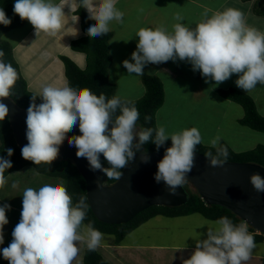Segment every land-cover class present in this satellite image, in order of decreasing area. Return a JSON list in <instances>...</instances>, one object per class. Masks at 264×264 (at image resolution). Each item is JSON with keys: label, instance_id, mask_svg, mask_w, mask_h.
Returning a JSON list of instances; mask_svg holds the SVG:
<instances>
[{"label": "clouds", "instance_id": "obj_1", "mask_svg": "<svg viewBox=\"0 0 264 264\" xmlns=\"http://www.w3.org/2000/svg\"><path fill=\"white\" fill-rule=\"evenodd\" d=\"M116 3L117 0H99L97 4L79 0L78 8H85L89 19L95 21L86 31L90 39L108 34L113 21L124 23V13ZM63 8L53 0H15L13 12L30 22L37 36L43 32L54 37L63 27ZM203 16L194 28L182 24L184 18L179 14L174 17L178 22L172 31L164 26L140 28L131 62H121L128 75L143 76L148 64L179 59L189 62L193 71L199 70L206 83L210 79L219 85L237 74L235 84L244 92H251L257 84L264 85V32L248 26L244 13L236 8H226L210 17L206 9ZM0 24H11L3 8ZM4 55L0 50V100L13 94L11 90L18 78L16 68L4 62ZM37 97L43 102L36 104ZM8 115V106L0 102V121ZM139 116L137 107L119 95L108 99L88 88L44 86L32 95L27 109L28 143L21 148V156L34 165H50L58 157L66 134L78 124L81 135L67 137L69 146L77 149V158H86L90 170H100L108 179L120 180L122 170L146 143L151 140L159 150L170 139L171 147L158 161L154 180L163 182L170 196L178 195V188L187 182L196 166V148L204 139L196 127L168 133L165 126L158 124L155 130L137 131ZM220 140L217 135L207 141V146L217 151L215 156L211 151L204 153L210 167H222L228 158ZM6 151L8 157L14 153L12 148ZM100 154L109 167L102 166ZM141 159L147 163L149 158L143 155ZM11 167V160L0 156V188L7 184L5 172ZM30 171L35 172V168ZM249 182L256 193H264V177L259 173H252ZM97 187H102V183L97 181ZM22 197L21 219L12 231L13 239L7 247L0 248V255L9 264H73L79 254L78 243H86L89 251L101 245L104 233L91 222L83 224L89 207L85 196L73 204L66 187L45 183L38 190L25 189ZM10 209L8 204L0 206V244L4 243L3 229L9 223L6 211ZM215 224L216 228L208 229L206 239L197 240L194 252L182 264H246L251 258L256 242L246 220L234 224L225 216Z\"/></svg>", "mask_w": 264, "mask_h": 264}, {"label": "rangeland", "instance_id": "obj_2", "mask_svg": "<svg viewBox=\"0 0 264 264\" xmlns=\"http://www.w3.org/2000/svg\"><path fill=\"white\" fill-rule=\"evenodd\" d=\"M139 1L142 3L141 8L137 10L134 9L137 13L132 17V22L135 23L129 26L127 19H124V26H121L122 24H115L117 31L114 33L112 43H110L113 61L109 67L108 75L110 82L116 87V95H119L122 100L135 102L142 99L146 94L142 76H136L135 74L128 75L127 70L123 67L121 62L125 59H129L131 62V53L136 49V44L138 42L136 32L140 28L150 27L154 29L158 26H164L169 31H172V26L178 22L174 19L177 14L184 18L183 21H180L182 24L194 28L197 23L204 19L203 13L206 9L208 10L209 8L211 11H214L224 4L226 0ZM149 7L152 10L151 15L162 17V19L156 20L154 17L155 21H153V17H151L147 22L145 21L146 19H140ZM211 15H213V13L208 12V16L210 17ZM141 21H143V24L138 25ZM153 23L157 25L152 26ZM30 25V22L23 21L21 26L10 29L1 38L7 41L8 38H10L9 33L15 29H17L15 30L17 32L16 36L19 38L23 33H26ZM126 26L129 27L126 28ZM117 65H119V67H117ZM162 66L163 68L164 66L165 68L170 67L174 69V72H168L167 75L160 69ZM144 71L146 74L158 78L163 85L165 99L162 107L157 112L156 126L158 124L165 126L168 133L196 127L204 139L202 145L208 147L207 141L219 135L221 137L220 144L225 143L236 153L253 150L259 145H264V133L254 131L240 123L245 116L244 109L235 102L222 96V91L230 90L236 85L235 80L238 79L237 74H233L230 79L219 85H216L215 82L210 79L206 83L205 78L201 75L199 70L193 71L192 65L189 62L180 61L179 59L175 62L170 60L161 64H148L145 66ZM250 93V97L255 102L259 114L264 117V89H258L256 93L255 90H252ZM226 100L227 102H225ZM139 130L141 129L137 128V131ZM168 142H171V140L169 139L165 143ZM40 177L42 180L35 182V179H32V177H21L19 174H15L9 178L7 184L3 188H0V197H2L1 195H5L6 201H13V204L21 205L22 209L23 193L21 194V192H24L25 189L31 187L38 190L45 183L55 185L65 183L62 180L50 179L44 176ZM13 184L16 186L13 187ZM184 186L191 192L197 193L189 184ZM8 193L13 195L11 200L6 198ZM165 210L170 211L173 209L166 207ZM11 214L9 210L6 211L8 220ZM18 215L20 217H14L16 225L21 219L20 213H17L15 216ZM159 219L160 218H154V220L151 219L146 222L136 230L134 234L126 238L124 243H138L141 244L142 247L162 246L167 250V253L164 254L168 262L169 257H172L170 255L173 253L179 255L177 257H184L181 256L183 252L177 250L172 251L175 250L174 247L179 246L181 243L180 231L185 233L189 231L190 233L192 232L193 234L199 235L201 231L208 232V229L217 227L215 222H210V220H207L200 214L190 216L189 218L181 217L180 219L162 216L160 219L161 223ZM191 220H193L194 223L187 226V223ZM167 224L168 226L165 228ZM184 226L185 228L180 230V227ZM142 236H144V238L141 241L140 238ZM113 238L114 237L110 235L104 234V239ZM206 238L207 237H205V239ZM183 242L184 245H194L197 241L189 235ZM253 253L256 254V256L248 260L249 264H264V259H262V257L264 258V244H256ZM257 256H260L261 259L256 260ZM155 257L156 253L153 251H148L146 253L148 261H152Z\"/></svg>", "mask_w": 264, "mask_h": 264}, {"label": "trees", "instance_id": "obj_3", "mask_svg": "<svg viewBox=\"0 0 264 264\" xmlns=\"http://www.w3.org/2000/svg\"><path fill=\"white\" fill-rule=\"evenodd\" d=\"M14 2L15 0H0V8H3L7 16L11 19V24L8 26L0 24V50H3L5 53L3 57L4 62L11 63L12 66L16 68L18 73L17 81L11 90L13 94L10 98L21 109L27 110L32 103V95L36 94L31 92L28 88V83L21 72L20 65L14 57L12 45L8 41L1 38L7 31L19 27L23 23V20H21L20 17L13 12ZM255 12L257 15L264 16V0L256 1ZM75 14L80 17L81 29L84 36L80 39L73 40L71 42V48L75 52L84 53L86 55L87 66L85 69H81L69 57H61V61L65 66V75L68 86L77 89L88 88L98 96L100 94H104L108 99H111L114 95H116V87L108 78L109 67L113 61V55L111 54L109 43L112 41L113 33L109 32L106 35L90 39L86 35V31L92 24L95 23V21L89 19V13L83 7H79ZM142 82L146 89L145 96L136 102H129L134 104L140 113L136 127L140 129L152 128L155 130L157 127V112L162 107L165 99L163 85L158 78L150 76L146 73L142 76ZM221 93L226 99L235 102L244 109L245 116L240 122L243 126H246L254 131L264 133V117L259 114L255 102L249 95L235 89L222 91ZM42 102L43 101L40 97H37L35 100L36 104H40ZM118 114H120L119 109H117V115ZM146 117L149 119L146 120ZM154 137L155 131H153V138ZM220 146L225 147L228 152V158L225 162L255 163L264 167V145H259L253 150L241 153L234 152L225 143H221ZM168 147H171V142L165 143L159 148V150H157L156 145L150 140L143 146L140 152L137 153H164L165 149ZM8 148H12L14 150L11 157L7 156L6 150ZM196 151L202 155H204L207 151H211L214 156L217 154L215 148L206 147L202 144L197 145ZM0 156L10 159L12 162V167L7 169L5 172L6 178L26 167L35 168V171L41 176L64 181L66 189L72 197L73 204L78 202L80 196H85L87 198L86 182L72 161L54 162L50 165L44 163L34 165L33 162L23 159L21 156V148L17 146L8 118L4 121H0ZM221 159H223V157H221ZM102 166H110L104 156ZM117 181L118 180L108 179L107 183L108 185H112ZM189 193L190 199L185 206L172 208L173 210L170 211H166V207L164 206V208L154 206L140 213L129 223L122 225H110L99 221L95 217L89 205L87 216L83 221V224L86 225L91 222L96 229L106 235L114 237L118 242H121L140 226L157 216L176 218L191 214H200L211 221H216L225 216L232 220L234 224H239L242 221L232 212L223 207L207 206L198 193H193L190 190ZM248 231L254 236L256 244L264 243V234L257 233V231L251 227H248ZM84 264L110 263H108L97 250L89 251L86 247Z\"/></svg>", "mask_w": 264, "mask_h": 264}, {"label": "water", "instance_id": "obj_4", "mask_svg": "<svg viewBox=\"0 0 264 264\" xmlns=\"http://www.w3.org/2000/svg\"><path fill=\"white\" fill-rule=\"evenodd\" d=\"M9 108L8 119L17 146L22 148L26 139L27 110L21 109L10 97L0 100ZM81 135L78 124L66 134L58 157L52 162L72 161L87 185V198L95 217L106 224L122 225L154 206L179 208L190 199L183 185L178 195L170 196L163 182L156 183L154 174L164 153H136L134 161L123 170V176L112 185L103 171L90 170L86 158H77V149L69 146L67 137ZM147 155L148 162L141 157ZM196 166L188 174V184L200 195L207 206H220L249 227L264 234V193H256L249 182L252 173L264 177V167L255 163L225 162L222 167H210L205 155L195 152ZM103 154H100L102 164ZM97 181L102 187H97Z\"/></svg>", "mask_w": 264, "mask_h": 264}, {"label": "crops", "instance_id": "obj_5", "mask_svg": "<svg viewBox=\"0 0 264 264\" xmlns=\"http://www.w3.org/2000/svg\"><path fill=\"white\" fill-rule=\"evenodd\" d=\"M53 2L64 7L63 11L65 14V17L63 18V22H62L63 27L57 33L56 36L54 37L49 36L43 32L39 33V35L37 36L33 26L30 25L26 33H23L19 38L16 36L17 32L15 30L17 29L10 32L9 33L10 38H8L7 40L12 45L14 57L20 65L21 72L28 83L29 90L31 92H34V94L36 95L41 91V89L44 86L47 85H52L57 87H62L65 85L68 86L67 78L65 75V66L64 63L61 61L62 56H67L71 58L82 69H85L87 66L86 55L84 53L75 52L71 48V42L73 40L80 39L84 36V33L81 29L80 17H78L75 14V12L78 9L79 0H53ZM91 2L93 4H97L99 3V0H91ZM255 4H256V0H252V1L226 0L224 4H222L219 8H217L214 11H211L208 8V12L214 14L215 12H222L229 7L239 9L244 13L245 20L248 26L254 27L257 30L264 32V16H260L256 14ZM141 5L142 3L139 0H117L116 3V7L124 13L123 20L127 19L129 26L130 24L135 23L132 22L133 21L132 17L137 13V11L135 10L140 9ZM146 10L147 11L143 13V17H141L140 19H146L145 20L146 22L151 17H153V21H155V18L156 20L162 19V17L159 16L156 17L151 15L152 10L150 9V7L147 8ZM23 21L27 22V20H23ZM115 24L118 23L113 21L110 24V28H111L110 32L113 33V37H114V33H116L117 31V27L115 26ZM139 24H143V21L138 23V25ZM156 25L157 24L155 23L152 24V26H156ZM121 26H124V24H122ZM129 26H126V28H128ZM160 69L167 75L168 72H174V69H171L170 67L165 68L164 66L163 68L162 66ZM231 89L244 92L236 85H234L233 88ZM258 89L259 90L264 89V85L257 84L256 88H254L253 90H255L256 93ZM244 93L251 96L250 92H244ZM29 168L30 167H26L18 171L17 173L15 172L14 174L9 175L8 178H6L7 181L9 180L10 177L14 176L15 174H19V176L21 177H25V176L32 177V179H35V182L42 180L40 177L41 175H37L36 171L35 172L30 171L31 169ZM61 185L66 187L65 183H61ZM22 193L23 192H21V194ZM1 196L2 197H0V206H3L5 204L11 205V209L9 210V212L12 213L10 219L8 220L9 223L5 225L3 229L4 243L0 244V248H4L7 247L13 239L12 231L16 226L14 217H20L19 215L18 216L15 215L17 213L21 214L22 209H21V205L13 204L14 203L13 201H6L5 195H1ZM12 197L13 195L11 193H8L6 195V198L9 200H11ZM196 215L199 214H191L183 217L189 218L190 216H196ZM156 218L161 219L162 216H157L155 217V219ZM180 218L181 217H176L174 219H180ZM152 219L154 220V218ZM160 219L159 222L161 223ZM210 222L214 223L215 221L210 220ZM193 223L194 221L191 220L187 223V226ZM167 226L168 224L165 225V228ZM184 228L185 226L180 227V230ZM135 231L132 232L130 235L134 234ZM179 234H180L181 243L179 246L174 247L175 250L172 251L177 250L183 252L181 256L184 257H177L179 255L173 253L172 255H170L172 257L171 258L169 257L168 262L164 254L167 253V250L162 246L142 247V245L138 243H134V244L124 243L125 239L128 238L130 235L124 238L121 242H118L115 238L103 239L101 245L96 250L110 264H178V263L182 264L183 260L190 258L191 254L194 252L196 247V242L194 245L193 244L184 245L183 241L186 240L189 235L195 241L204 240L205 237H207V232L201 231V233L197 235V234H193L192 232L190 233L189 231L187 233L180 231ZM143 238L144 236H142L140 240L142 241ZM78 247H79V254L75 259V261L73 262V264H84L85 250L87 247L86 243L83 242L78 243ZM148 251H153L156 253V257L152 261H148L146 258V253ZM255 256L256 254L252 252V256L250 259L255 258ZM260 259H261L260 256H257L256 260H260ZM262 259L264 258L262 257ZM0 264H9V262L5 260L2 255H0ZM246 264H249V261H247Z\"/></svg>", "mask_w": 264, "mask_h": 264}, {"label": "flooded vegetation", "instance_id": "obj_6", "mask_svg": "<svg viewBox=\"0 0 264 264\" xmlns=\"http://www.w3.org/2000/svg\"><path fill=\"white\" fill-rule=\"evenodd\" d=\"M184 185H188V182H186Z\"/></svg>", "mask_w": 264, "mask_h": 264}]
</instances>
